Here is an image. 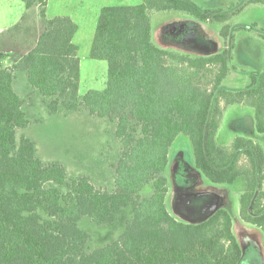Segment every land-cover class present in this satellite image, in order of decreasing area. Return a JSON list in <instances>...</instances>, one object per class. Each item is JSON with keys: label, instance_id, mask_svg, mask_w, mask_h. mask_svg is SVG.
Wrapping results in <instances>:
<instances>
[{"label": "trees", "instance_id": "16d2710c", "mask_svg": "<svg viewBox=\"0 0 264 264\" xmlns=\"http://www.w3.org/2000/svg\"><path fill=\"white\" fill-rule=\"evenodd\" d=\"M22 1L27 9L38 7L42 33L17 64L0 63V264H240L229 213L215 209L198 223L177 221L166 208L165 173L169 149L185 137L194 169L210 184L242 182L239 218L264 234V150L242 136L226 144L217 140L232 106L250 109L255 133L264 135V64L249 74L244 90L224 85L234 69L227 50L234 46L231 19L248 6L264 7V0L213 11L191 0L102 8L89 57L107 63L106 87L83 96L72 43L76 25L68 17L46 19L47 0ZM170 13L219 26L224 49L201 56L158 47L151 19ZM17 72L26 74L49 115L85 110L115 122L114 138L123 149L112 191L96 189L85 177L68 179L61 164L44 165L37 158L34 142L23 136L17 142V130L29 125L13 90ZM131 123L139 128L136 138ZM149 184L152 194L142 199ZM128 207L132 217L119 238L88 251L89 235L79 221L110 225Z\"/></svg>", "mask_w": 264, "mask_h": 264}, {"label": "rangeland", "instance_id": "374dc122", "mask_svg": "<svg viewBox=\"0 0 264 264\" xmlns=\"http://www.w3.org/2000/svg\"><path fill=\"white\" fill-rule=\"evenodd\" d=\"M191 1L200 9L211 11L240 2V0ZM142 3L143 0L46 1V19L68 17L76 25L77 30L72 43L77 47L80 61L79 96L85 95L88 91H103L106 87L107 63L89 57L100 10L106 7H134ZM38 15V11L27 10L22 0H0V63L17 64L18 60L31 50L41 33ZM151 26L154 43L165 50L207 56L224 49L223 41L218 35L219 26L214 24L200 23L170 13L153 15ZM231 27L234 46L229 48L227 44V50L230 65L234 69L224 85L227 90H244L249 82V74L261 71L264 64V40L259 38L264 37V7H246L231 19ZM242 29L250 30L251 33ZM17 77L19 85L24 89L28 88L26 74L20 72L17 73ZM19 88L22 89L21 86ZM30 101L36 108L37 121L31 120L26 129L17 130V142L22 136L29 138L35 142L39 156L47 164L60 163L68 176L85 177L94 183L96 189L109 191L114 178L110 175V169L114 168L115 157L120 155L123 149L118 141L114 144L112 128L115 127V122L90 118L85 111L49 116L42 103L36 99ZM251 116L252 111L248 108L238 106L227 108L217 137L218 142L226 144L233 137L242 136L256 141L264 150V135L255 133ZM236 123H240L241 126ZM138 130L135 123L130 124L129 131L135 138L138 137ZM182 138L187 142L188 150L177 140L170 150L169 165L165 174L168 180L166 204L170 215L182 223H197L210 215L217 208V203L222 201L227 203V210L234 214L236 208H239L238 188L242 187V182L235 185L234 192H230L226 186L215 185V188L207 191L211 193L207 195L200 183L196 190L199 189L198 193L203 196L192 195L196 190L187 185L197 180L199 183L200 174L195 172L189 142L185 137L179 136V139ZM100 169L104 171L103 175L99 174ZM178 177L180 178L177 179ZM150 190L151 184L143 193L146 194ZM121 219L114 227L121 224ZM87 223L83 220L78 227L92 233L93 239L88 244L92 249L99 245L96 243L98 234L109 228ZM232 232L242 252L240 264H264L262 231L240 220L234 222Z\"/></svg>", "mask_w": 264, "mask_h": 264}, {"label": "crops", "instance_id": "0c3cea01", "mask_svg": "<svg viewBox=\"0 0 264 264\" xmlns=\"http://www.w3.org/2000/svg\"><path fill=\"white\" fill-rule=\"evenodd\" d=\"M35 10V11H38V7L35 5V6H33V7H31V8H28L27 10ZM38 20H39V22H40V25H41V33H42V24H41V21H40V19H39V17H38ZM40 33V34H41ZM39 34V35H40ZM36 42H37V39H36V41H35V44H36ZM34 44V45H35ZM34 47V46H33ZM32 47V48H33ZM31 48V49H32ZM30 51V50H29ZM28 51V52H29ZM27 52V53H28ZM26 53V54H27ZM25 54V55H26ZM24 55V56H25ZM23 57V56H22ZM21 57V58H22ZM21 58L18 60V62L21 60ZM6 66H10V64H5ZM17 73H20V72H17ZM17 73L15 74V76H14V81H13V90H14V92L22 99V101H23V106H22V109H23V111L27 114V117H28V119H29V124H30V121L32 120V121H34V122H36L37 120H35L36 119V108H35V106L33 105V103L30 101V100H32L33 99V101H34V99H36L37 101H39L40 103H42V101H41V97L39 96V95H37L36 93H34V92H32L31 91V89H30V87H29V84H28V88H26V89H24V87L22 86V85H19V83H20V81L18 80V77H17ZM26 78H27V76H26ZM28 82V81H27ZM18 85V86H17ZM19 86H21V88L22 89H20L19 88ZM29 94H32L31 96H32V98L30 99L29 98ZM29 99V100H28ZM43 107H44V105H43ZM245 109V108H244ZM44 110H45V107H44ZM46 111V110H45ZM85 110H82V111H78V112H73V113H79V112H84ZM87 114H88V112L87 111H85ZM61 114H69V113H65V112H61V113H59V114H57V115H52V116H60ZM83 114V113H82ZM89 115V114H88ZM50 116V115H49ZM90 116V115H89ZM90 118H95V117H92V116H90ZM251 118H252V116H251ZM253 119V118H252ZM101 120V119H100ZM103 121H105V120H103ZM236 124H238V126H241L240 125V123H236ZM29 126V125H28ZM27 126V127H28ZM26 129V128H25ZM111 130V129H110ZM112 130H114L115 131V127L114 128H112ZM221 130V129H220ZM109 131V130H108ZM114 131L112 132V135L114 136ZM25 137V136H24ZM25 138H27V137H25ZM29 139V138H28ZM115 139V138H114ZM30 140V139H29ZM177 140L178 141H181L182 143H183V145H185V148L187 149V142L184 140V138H182V139H179V137H177V139L175 140V142L173 143V145L171 146V148L172 147H174V145L176 144V142H177ZM32 141V140H31ZM33 142V141H32ZM116 143V140L114 141V144ZM34 144H35V142H34ZM171 148L169 149V156H170V150H171ZM35 149H36V156H37V158L44 164V165H47V163L46 162H44L43 161V159L39 156V154H38V151H37V148H36V144H35ZM188 150V149H187ZM119 156V155H118ZM118 156L117 157H115V165H114V167L116 166V162H117V159H118ZM169 158V157H168ZM60 164V163H59ZM62 165V164H61ZM168 165H169V162H168ZM62 167H63V165H62ZM64 168V167H63ZM113 169V170H112ZM167 169H168V166H167ZM64 170H65V168H64ZM167 171V170H166ZM195 172H197L196 170H195ZM65 173H66V176H67V178L68 179H76V178H81L82 176H80V177H70V176H68V173L66 172V170H65ZM113 173H114V168H111L110 169V175H112V177H114L113 178V180H112V186L110 187L111 189L109 190V191H112L113 189H114V179H115V173H114V175H113ZM99 174H101V175H103L104 174V171L102 170V169H100V171H99ZM166 174V173H165ZM197 174L199 175V173L197 172ZM200 176V180H199V183H198V180L195 182V183H190V184H188L187 186H189V188H194L195 190L198 188V186H199V184L201 183L202 184V187H203V189H205V194L207 195V194H211V193H208L207 191L208 190H211L212 188H215L216 186L215 185H212V184H210L201 174L199 175ZM180 177H178L177 179H179ZM198 178V177H197ZM91 182V181H90ZM208 182V183H207ZM91 184L93 185L94 183H92L91 182ZM94 186V185H93ZM186 186V187H187ZM215 186V187H214ZM220 186H223V185H220ZM147 187V186H146ZM146 187L142 190V192L140 193V197L143 199V198H149L150 196H151V194H152V190H150V191H147V193L146 194H144L143 192L145 191V189H146ZM226 187H228V186H226ZM235 187V186H234ZM234 187H228L229 189H230V192H234ZM199 190V189H198ZM198 190H196V192L194 191V192H192V195H194V196H198V195H202V194H199L198 192ZM241 191H242V187H239L238 188V195L240 196V193H241ZM210 192V191H209ZM236 194V193H235ZM229 195V194H228ZM167 196H168V194H167ZM167 196H166V199H165V204H166V200H167ZM189 196V195H188ZM203 196V195H202ZM218 198V197H217ZM223 199V198H222ZM239 199V198H238ZM226 205H227V203L225 202V201H222V202H220V203H217V208L216 209H224V210H226L228 213H229V215L231 216V219H232V225L234 224V222L235 221H237V222H239L240 221V218H239V208H236V210H235V213L233 214H231V212H229L228 210H227V207H226ZM184 206H185V204H184ZM166 208H167V204H166ZM213 208V206L211 207V209ZM131 217H132V208H130V207H128V208H125V209H122L121 211H120V213H119V215H118V218H117V220L113 223V224H110V225H105V226H103L104 228H109V229H105V231L103 232V233H101V234H98V236H97V239H96V243H98L99 245L96 247V246H94L92 249L90 248V247H88V244L91 242V240L93 239V238H91V235H92V233H90V232H87L86 230H83L84 232H86L88 235H89V241H88V243H87V250L88 251H93V250H95V249H98V248H101V247H103V246H105V245H107V244H111V243H113V242H115L118 238H119V236L122 234V232L124 231V228H125V225H126V223L128 222V221H130V219H131ZM120 218H122L121 219V224L120 225H117V227H114L115 226V224L117 223V221L120 219ZM175 218V217H174ZM176 219V218H175ZM83 220H86L88 223L87 224H93L89 219H87V218H83L82 220H80L79 221V223L80 222H82ZM177 220V219H176ZM177 221H179V220H177ZM78 223V224H79ZM184 223V222H183ZM198 223V222H197ZM186 224H192V223H186Z\"/></svg>", "mask_w": 264, "mask_h": 264}]
</instances>
